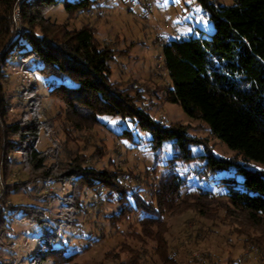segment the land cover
<instances>
[{
  "label": "trees",
  "instance_id": "16d2710c",
  "mask_svg": "<svg viewBox=\"0 0 264 264\" xmlns=\"http://www.w3.org/2000/svg\"><path fill=\"white\" fill-rule=\"evenodd\" d=\"M102 1L0 0V92L2 96L6 92L1 81L7 78L5 68L19 62L20 69L26 65L25 72L32 80L28 90L36 92L41 102H61L65 123L74 132L92 130L100 124L101 117H108L147 132L155 156L159 157L157 152L164 142L173 141L172 156L164 162L165 171L154 194L156 201H146L131 191L118 171L90 166L85 155L69 154L68 148H64L65 154L56 149L58 154L53 156L50 147L40 149L42 134L47 136L48 126L47 121L39 118L36 103L32 100L30 111L22 112L19 120L8 121L6 101L0 95V224L7 221V211L12 210L13 219L42 230L38 238L41 249L36 254L38 263H61L68 257L64 255L60 227L76 226V217L86 202L81 195L91 194L90 205L96 203L95 198L101 201L107 191L121 204L125 202L123 209L112 216L111 223L116 227L117 218L139 214L140 233L134 238L143 245L153 242L152 251L160 264H178L169 251L165 238L169 228L163 218L165 213H176L182 208L207 217L200 208L183 203L188 181L177 170L198 162L202 167L200 173L207 179L234 168L230 176L215 179L218 186L226 189L227 215L236 218L237 226L231 232L241 240L242 258L263 255L264 171L247 169L238 161L264 165V0H235L232 6L199 0L209 13L213 32L207 38L171 40L162 51L169 80L165 100L204 122L216 138L236 152L229 159L213 157L205 140L190 136L186 126L164 125L137 107L130 90L110 80L109 63L114 51L95 41L91 27L86 24L69 30L46 17L51 9L61 5L68 16L94 11L98 18L105 8ZM18 5L19 25L14 19ZM120 135L131 139L132 132L124 130ZM195 146H203L206 154L195 155L191 149ZM13 154L21 156V172L26 180L11 186L4 182ZM37 181L70 185V193L62 198L68 215L64 222H57L55 230L44 229L43 209L8 202L9 193L18 185ZM3 184L7 189L4 194ZM14 211L20 212V217L14 218ZM199 241L195 238L193 242ZM129 253L132 257L127 264H138L142 255L131 250Z\"/></svg>",
  "mask_w": 264,
  "mask_h": 264
},
{
  "label": "rangeland",
  "instance_id": "374dc122",
  "mask_svg": "<svg viewBox=\"0 0 264 264\" xmlns=\"http://www.w3.org/2000/svg\"><path fill=\"white\" fill-rule=\"evenodd\" d=\"M136 1L103 0L105 8L102 13H98V18L94 11L68 16L61 5L51 9L46 17L57 24L66 25L69 30L79 29L86 24L91 27L95 41L114 51L109 63L110 80L130 90L136 98L137 107L144 109L155 121L164 125L186 126L190 136L205 140L215 158L229 159L235 156L236 152L216 138L204 122L189 117L179 105L169 103L164 98L169 80L163 68V47L179 38H207L213 32L209 13L199 0ZM208 1L220 6H232L235 3V0ZM18 18L14 14L15 22L19 25ZM25 69L26 65L20 69L19 62L11 63L5 68L7 78L1 79L6 92L3 96L0 92V95L6 101L8 121L19 120L24 111L28 113L29 103L33 100L39 118L47 121L48 126L47 136L42 134L40 149L50 147L53 156L59 150L65 154L64 148H68L69 154L75 152L85 155L87 164L97 170L118 171L124 185H129L131 191L146 201L155 203L154 194L165 171L164 162L172 156L173 141L164 142L157 152L159 157L155 156L156 153L150 147L151 136L119 118L101 117L100 124L92 130L74 132L65 123V107L61 102L56 99H44L41 102L36 92L28 90L32 80ZM12 79H15L14 86L11 84ZM15 88L18 91H14ZM124 130L132 132L131 139L120 135ZM56 149L59 150L56 152ZM191 149L195 155L206 154L203 146ZM238 163L247 169L264 171V165L259 163ZM20 165L21 156L13 154L10 167L6 169V185L12 186L13 183L26 180ZM233 169L209 179L200 173L202 167L198 162L177 169L188 181L183 191V203L190 208H200L207 216L200 217L197 211L184 208L176 213H165L163 220L169 228L165 238L178 264H264V253L253 258H242L241 240L231 232L237 226L234 224L236 218L227 215L229 200L226 189L218 186L215 179L230 176ZM126 176L130 178L126 179ZM5 184L3 194L7 190ZM69 193V183L37 181L18 185L9 193L8 202L43 209L44 229L51 231L56 229L58 221L64 222L68 215L69 210L62 207V198ZM81 196L86 202L76 217V226L69 229L60 227L64 255L68 257L65 261L38 263L36 254L41 249L38 238L42 230L28 222L13 219L10 215L12 210H8L7 221L0 224V264H127L132 257L130 250L142 255L138 264H160L152 251L155 244L147 242L143 245L134 238L140 233L139 214L117 218L118 225L115 227L111 218L123 209L125 202L122 205L116 196L109 195L107 191L103 192L101 201L95 198L96 203L90 205L91 194ZM20 215V212H16L13 217L18 218ZM195 238L200 240L196 244L193 242Z\"/></svg>",
  "mask_w": 264,
  "mask_h": 264
},
{
  "label": "built area",
  "instance_id": "2783aa9c",
  "mask_svg": "<svg viewBox=\"0 0 264 264\" xmlns=\"http://www.w3.org/2000/svg\"><path fill=\"white\" fill-rule=\"evenodd\" d=\"M18 8H19V5H18L17 9L15 10V16H16L17 18L19 17ZM18 19H19V18H18Z\"/></svg>",
  "mask_w": 264,
  "mask_h": 264
}]
</instances>
